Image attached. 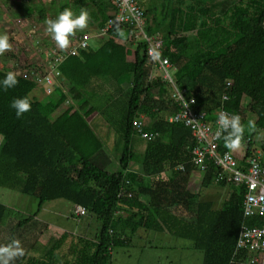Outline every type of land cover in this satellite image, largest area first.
<instances>
[{
    "label": "trees",
    "instance_id": "obj_1",
    "mask_svg": "<svg viewBox=\"0 0 264 264\" xmlns=\"http://www.w3.org/2000/svg\"><path fill=\"white\" fill-rule=\"evenodd\" d=\"M138 1L147 32L162 34L164 55L176 66L177 85L195 98L194 108L215 112L223 103L226 82L233 80L225 107L240 117L245 110L256 115L254 130L246 127L242 141L246 155L253 154L254 131L264 130V0ZM84 7L93 9L92 17L100 26L114 9L109 0H66L59 13ZM24 9L27 15L36 11L34 6ZM38 12L41 16L46 10ZM132 30L129 24L114 25L97 46L90 45L60 64L61 80L67 81L70 94L89 109L69 106L54 116L66 93L56 88L47 101H40L31 95L37 83L17 73L16 87H0V187L38 199L37 211L17 226L36 217L44 203L60 199L85 207L100 224L94 238L79 236L66 255L60 250L68 237L75 236L71 232L51 237L40 255H34L36 246L31 245L12 264H112L114 247L128 244V232L135 234L141 228L190 239L204 253L202 264H247L234 254L243 222L244 186L219 183L230 186L228 198L220 208L210 199L196 201L192 219L176 212L188 210L197 196L188 188L196 170L189 160L196 142L189 127L168 120L179 107L171 86L160 76L151 77L145 42L136 43L135 60L128 61ZM7 72L0 68V80ZM26 95L32 99L31 111L17 118L11 101ZM92 111L124 142L117 170L108 169L111 158L87 119ZM141 114L149 120L146 130L159 136L147 141L146 160L142 171L136 172L131 169L139 157L132 145L138 135L133 120ZM219 147L228 150L223 137ZM181 163L184 170L177 169ZM168 170V177H162ZM215 173L214 168L205 173V184H212ZM121 190L132 196H121ZM10 214L0 201V231ZM249 223L262 225L264 218Z\"/></svg>",
    "mask_w": 264,
    "mask_h": 264
},
{
    "label": "rangeland",
    "instance_id": "obj_2",
    "mask_svg": "<svg viewBox=\"0 0 264 264\" xmlns=\"http://www.w3.org/2000/svg\"><path fill=\"white\" fill-rule=\"evenodd\" d=\"M64 1L66 0H0V32H6L9 35L12 45L9 51L0 56V68L19 74L23 71L27 72L30 71L29 69L37 68L40 62H44L49 57L56 42L47 31L46 21L54 19L59 14L60 6ZM33 6L36 11L32 15H27L24 8ZM39 8L46 10L45 15L43 13L40 16ZM82 10H87L90 13V18L94 16L93 9H88V7L74 10L73 12L78 15ZM84 30L94 32L96 29L92 28L89 21L86 28L77 30L70 38V45L73 37L81 34ZM131 39L133 43H136V38L132 36ZM97 40H90V45L93 47L97 46L99 43V40L98 42ZM64 83L65 90L70 94L67 81H64ZM106 86L110 88L108 83H106ZM32 96L40 101L48 100L47 94L40 86L34 89ZM69 98L75 102L77 101L72 94L69 95ZM76 106L78 107V105ZM85 107L86 109L90 108L88 105H80L81 110ZM64 110V107H59L55 115L64 112ZM241 118L243 121L254 122L256 115L249 110H245ZM87 119L90 120L95 131L103 140L106 153L111 158L108 163V169L117 170L119 167L118 160L124 144L119 133L111 125L107 124L103 117L99 114L97 115L96 111H92L87 116ZM250 129L252 131L254 127ZM2 141L3 136L0 134V144ZM148 144L147 140L139 135L134 136L132 140L133 150L139 157L138 160H134L131 163V169L142 171V162L146 160V149H149L147 147ZM252 144L256 149L262 150L264 154V130L255 129ZM241 147H243L242 144ZM170 173L171 170L166 171L167 175ZM199 178L189 187V191L197 194L195 201H192L188 210L183 212V209H178L176 211L179 214L184 213L188 219H192L195 216L196 201L210 199L214 201L215 208H220L223 201L228 198L231 189L230 186L222 187L219 184L216 185L214 179L212 184H205L207 181L204 182L202 180L201 182ZM0 201L9 207L11 212L0 231V246H7L12 240H18L24 254L30 250L31 245H35L34 255H40L45 250V246L51 237L58 238L64 232H71L75 236L68 237L60 250L66 255L70 245L75 243L79 236L94 238L100 228L96 215L87 213L84 216H77L74 212L76 205L63 199L44 203L42 210L36 217H32L24 225L17 226L21 220L28 218L37 211L38 199L30 194L0 187ZM43 224H46L47 227L43 226ZM128 235V244L114 247L112 264L203 263L204 253L195 249L190 239L174 236L166 231L159 232L144 228L139 229L135 234L128 232ZM66 258L71 259L69 255Z\"/></svg>",
    "mask_w": 264,
    "mask_h": 264
},
{
    "label": "built area",
    "instance_id": "obj_3",
    "mask_svg": "<svg viewBox=\"0 0 264 264\" xmlns=\"http://www.w3.org/2000/svg\"><path fill=\"white\" fill-rule=\"evenodd\" d=\"M114 9L109 12V17L103 26L100 21L90 18L94 32L82 31L73 37L71 45L66 49H61L55 43L49 57L40 62L37 68L23 71L19 75L33 79L37 87H42L47 96L54 94L56 88H60L68 95L62 85V72L60 64L69 56L78 55L81 50L90 46V40L104 39L108 35L111 27L117 24H129L133 27L132 35L136 38V43L141 41L146 43V49L152 63L151 77L160 76L171 86L172 99L179 107V111L170 115V122L183 123L190 128L196 144L190 150V162L200 173H207L211 168L216 169L214 174L215 183L233 184L238 187L244 186L243 198V222L235 248V255L247 264H264V224H250L253 218H264V163L261 151H254L253 154L246 155L247 145H243L238 150H220L219 142L222 139L216 135L218 131V118L221 113L232 115L225 107V103L230 100L228 90L233 84V80L226 82L225 92L222 96V105L212 114L206 111H199L194 108L196 104L194 97H189L186 87H179L176 79V66L164 55V38L160 33L149 34L146 30V17L138 0H109ZM95 10V6H93ZM91 29V28H90ZM18 74V73H17ZM72 104V99L68 98L65 104ZM149 121L145 115L135 117L133 126L137 134L147 140L154 141L158 132L146 130L145 124ZM177 169L184 170L183 163L177 165ZM128 183V182H127ZM121 196H132V192L121 190ZM75 214L84 216L87 214L85 207L76 205Z\"/></svg>",
    "mask_w": 264,
    "mask_h": 264
},
{
    "label": "clouds",
    "instance_id": "obj_4",
    "mask_svg": "<svg viewBox=\"0 0 264 264\" xmlns=\"http://www.w3.org/2000/svg\"><path fill=\"white\" fill-rule=\"evenodd\" d=\"M89 21L90 13L87 10H82L77 15L71 9L65 8L54 19L46 21L47 31L59 48L66 49L70 45V38L77 30L86 28ZM11 47L9 35L6 32H0V56L9 51ZM18 83L17 74L9 71L5 78L0 80V87L7 90L16 87ZM10 107L15 110L16 117L21 118L25 113L31 111L32 99L27 95L13 99ZM217 124L219 127L216 135L220 137L226 133L223 135L225 147L232 151L241 147L246 127H254V122L249 121L245 126L238 114L229 115L228 113H221ZM23 255L24 251L18 240H12L7 246H0V264H12L17 257Z\"/></svg>",
    "mask_w": 264,
    "mask_h": 264
},
{
    "label": "crops",
    "instance_id": "obj_5",
    "mask_svg": "<svg viewBox=\"0 0 264 264\" xmlns=\"http://www.w3.org/2000/svg\"><path fill=\"white\" fill-rule=\"evenodd\" d=\"M124 42V41H123ZM128 44V46H127V59H128V61H134L135 60V45H136V43H133L132 42V39L127 43ZM62 82V85L63 84H65L64 83V81L63 80H61ZM65 87V86H64ZM62 91V90H61ZM32 95V94H31ZM67 95V94H66ZM69 95L70 94H68L67 95V99L69 98ZM66 99V100H67ZM73 101V103L71 104H68V105H66L65 104V102L61 105V107H64V109L66 110L69 106H73V108H79V104H78V102L76 101H74V100H72ZM76 105H78V107L76 106ZM59 109V108H58ZM64 110V111H65ZM97 113V112H96ZM97 115H98V113H97ZM54 116H57V115H54ZM170 116V115H169ZM168 116V117H169ZM88 121L90 122V120L88 119ZM91 123V122H90ZM92 125V124H91ZM253 140V139H252ZM246 145V144H245ZM254 150L253 151H261L262 152V158H263V163H264V154H263V151L262 150H259V149H256L255 147H252ZM136 172H139V171H136ZM204 175L205 174H203V173H200L199 171H197V170H195L194 172H193V174H192V177H191V179H190V182H189V187L191 186V184H193L194 182H196V180L199 178V179H201L200 181L202 182V180H204ZM162 177H164V178H167L168 177V175L166 174V172H163V174H162ZM216 185H217V183H216ZM188 187V188H189ZM146 197H144L143 196V199H145ZM73 215V214H72Z\"/></svg>",
    "mask_w": 264,
    "mask_h": 264
}]
</instances>
